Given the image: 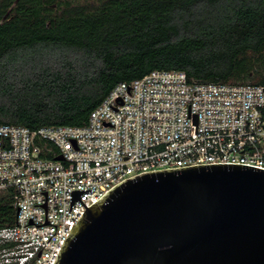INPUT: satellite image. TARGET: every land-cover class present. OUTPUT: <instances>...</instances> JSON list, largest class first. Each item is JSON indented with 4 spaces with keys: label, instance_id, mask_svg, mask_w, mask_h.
<instances>
[{
    "label": "built area",
    "instance_id": "2783aa9c",
    "mask_svg": "<svg viewBox=\"0 0 264 264\" xmlns=\"http://www.w3.org/2000/svg\"><path fill=\"white\" fill-rule=\"evenodd\" d=\"M219 163L264 169V85L154 70L115 85L82 126L1 124L0 192L16 214L0 264H53L86 207L137 173ZM82 189L86 207L70 208Z\"/></svg>",
    "mask_w": 264,
    "mask_h": 264
},
{
    "label": "trees",
    "instance_id": "16d2710c",
    "mask_svg": "<svg viewBox=\"0 0 264 264\" xmlns=\"http://www.w3.org/2000/svg\"><path fill=\"white\" fill-rule=\"evenodd\" d=\"M263 50L264 0H0V125L82 126L154 70L264 85L248 60ZM15 214L0 192V228Z\"/></svg>",
    "mask_w": 264,
    "mask_h": 264
},
{
    "label": "water",
    "instance_id": "95a60500",
    "mask_svg": "<svg viewBox=\"0 0 264 264\" xmlns=\"http://www.w3.org/2000/svg\"><path fill=\"white\" fill-rule=\"evenodd\" d=\"M53 264H264V169L137 173L86 207Z\"/></svg>",
    "mask_w": 264,
    "mask_h": 264
},
{
    "label": "rangeland",
    "instance_id": "374dc122",
    "mask_svg": "<svg viewBox=\"0 0 264 264\" xmlns=\"http://www.w3.org/2000/svg\"><path fill=\"white\" fill-rule=\"evenodd\" d=\"M78 2L84 3L85 0H76ZM264 50L259 52V53H250L248 55V60L250 63H252V65L256 66V67H261V69H264Z\"/></svg>",
    "mask_w": 264,
    "mask_h": 264
}]
</instances>
